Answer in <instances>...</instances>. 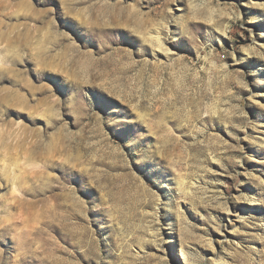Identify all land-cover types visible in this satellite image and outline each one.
Masks as SVG:
<instances>
[{
	"label": "rangeland",
	"instance_id": "1",
	"mask_svg": "<svg viewBox=\"0 0 264 264\" xmlns=\"http://www.w3.org/2000/svg\"><path fill=\"white\" fill-rule=\"evenodd\" d=\"M0 264H264V0H0Z\"/></svg>",
	"mask_w": 264,
	"mask_h": 264
}]
</instances>
